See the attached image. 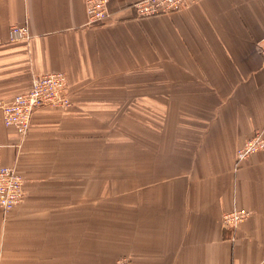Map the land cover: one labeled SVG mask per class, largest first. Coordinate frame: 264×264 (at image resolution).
<instances>
[{
	"label": "crops",
	"instance_id": "obj_1",
	"mask_svg": "<svg viewBox=\"0 0 264 264\" xmlns=\"http://www.w3.org/2000/svg\"><path fill=\"white\" fill-rule=\"evenodd\" d=\"M136 1L89 26L84 0H0V102L50 72L71 102L35 110L24 139L0 112V166L24 178L0 264H264V150L235 158L264 133V0L149 18Z\"/></svg>",
	"mask_w": 264,
	"mask_h": 264
},
{
	"label": "built area",
	"instance_id": "obj_2",
	"mask_svg": "<svg viewBox=\"0 0 264 264\" xmlns=\"http://www.w3.org/2000/svg\"><path fill=\"white\" fill-rule=\"evenodd\" d=\"M111 0H84L86 22L89 26L102 24L108 18V5ZM192 0H137L132 7L139 18L172 14L186 8ZM28 29L24 25H11L8 28L10 42L28 41ZM71 102L67 94V80L62 72H50L33 76L28 93L15 96L9 102H0L2 123L24 139L30 125L32 114L42 107L68 108ZM264 150V134L255 132L235 150L237 164H241L252 154ZM24 178L12 166H0V210L9 213L24 199ZM248 213L239 210L224 213L221 225L233 229L242 222ZM113 264H130L127 256H119Z\"/></svg>",
	"mask_w": 264,
	"mask_h": 264
},
{
	"label": "rangeland",
	"instance_id": "obj_3",
	"mask_svg": "<svg viewBox=\"0 0 264 264\" xmlns=\"http://www.w3.org/2000/svg\"><path fill=\"white\" fill-rule=\"evenodd\" d=\"M259 132H260V131H259ZM262 133H263V132H262ZM263 134H264V133H263ZM244 142H245V141H244ZM258 152H259V151H258ZM234 211H239V210H234ZM243 211H244V210H243ZM245 212H246V211H245ZM247 213H248V212H247ZM244 220H245V219H244ZM240 223H241V222H240ZM240 223H239V224H240Z\"/></svg>",
	"mask_w": 264,
	"mask_h": 264
}]
</instances>
